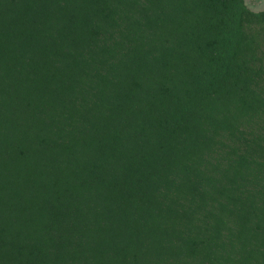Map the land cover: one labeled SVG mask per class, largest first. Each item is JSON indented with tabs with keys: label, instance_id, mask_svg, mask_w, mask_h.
<instances>
[{
	"label": "trees",
	"instance_id": "trees-1",
	"mask_svg": "<svg viewBox=\"0 0 264 264\" xmlns=\"http://www.w3.org/2000/svg\"><path fill=\"white\" fill-rule=\"evenodd\" d=\"M0 264H264V11L0 0Z\"/></svg>",
	"mask_w": 264,
	"mask_h": 264
},
{
	"label": "rangeland",
	"instance_id": "rangeland-1",
	"mask_svg": "<svg viewBox=\"0 0 264 264\" xmlns=\"http://www.w3.org/2000/svg\"><path fill=\"white\" fill-rule=\"evenodd\" d=\"M247 6L255 11H264V0H246Z\"/></svg>",
	"mask_w": 264,
	"mask_h": 264
}]
</instances>
